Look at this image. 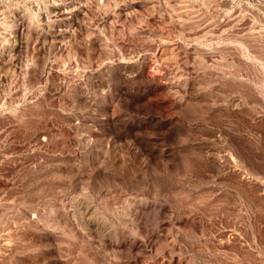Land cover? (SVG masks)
Masks as SVG:
<instances>
[{"label":"rangeland","instance_id":"374dc122","mask_svg":"<svg viewBox=\"0 0 264 264\" xmlns=\"http://www.w3.org/2000/svg\"><path fill=\"white\" fill-rule=\"evenodd\" d=\"M0 264H264V0H0Z\"/></svg>","mask_w":264,"mask_h":264}]
</instances>
